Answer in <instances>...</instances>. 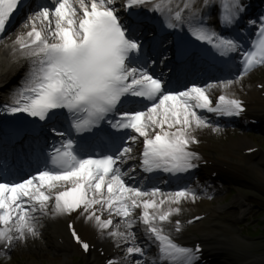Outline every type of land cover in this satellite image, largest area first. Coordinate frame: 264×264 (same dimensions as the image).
Instances as JSON below:
<instances>
[{"label": "snow or ice", "instance_id": "obj_1", "mask_svg": "<svg viewBox=\"0 0 264 264\" xmlns=\"http://www.w3.org/2000/svg\"><path fill=\"white\" fill-rule=\"evenodd\" d=\"M148 6L163 16L168 29L186 24L194 40L209 45L222 62L238 56L235 78L181 86L179 72L186 71L188 62L187 49L181 46L171 58L159 61L171 68L172 76L165 79L163 73L149 71L145 25L134 11ZM214 6L215 0H183L182 5L175 0H124L122 5L118 0H0V41L17 17H24L21 26L28 29L13 43L28 69L2 110L45 122L16 126V138L46 129L60 138L36 152L35 174L18 176L23 169L10 165L7 154L0 161V250L37 237L42 216L76 213L122 248L123 256L107 264H198L200 246L178 243L174 233L181 232L182 224L173 219L185 201L198 199L197 193L188 186L163 192L133 174L190 172L201 159L192 147L200 142L197 132L220 130L204 113L239 117L245 111L232 89L264 67V16L258 18L255 39L245 46L242 38L224 35L209 24ZM219 9L218 25L231 29L240 23L246 6L243 0H219ZM248 24L255 29L257 20ZM213 89L220 90L215 99ZM62 115L68 122L63 131L56 127ZM138 144L142 149L137 157ZM69 228L87 252L90 245ZM152 246L156 252L148 256Z\"/></svg>", "mask_w": 264, "mask_h": 264}, {"label": "rangeland", "instance_id": "obj_2", "mask_svg": "<svg viewBox=\"0 0 264 264\" xmlns=\"http://www.w3.org/2000/svg\"><path fill=\"white\" fill-rule=\"evenodd\" d=\"M10 32L7 35H10ZM45 251L47 253L42 252L44 254H39L38 252L24 254L19 250V248H16L14 254L11 255V259L3 264H57L56 259L50 255L51 251Z\"/></svg>", "mask_w": 264, "mask_h": 264}, {"label": "bare ground", "instance_id": "obj_3", "mask_svg": "<svg viewBox=\"0 0 264 264\" xmlns=\"http://www.w3.org/2000/svg\"><path fill=\"white\" fill-rule=\"evenodd\" d=\"M22 23L23 22H21L20 23V25L18 26V27H16L17 29H14V31L9 35L10 37H12V36H14V35H16L18 32H19V28H20V26L22 25ZM22 28V27H21ZM1 51H6V49L5 48H3ZM206 130L207 131H210L211 130V128H205V129H202L201 131L202 132H206ZM212 131V130H211ZM205 138H208V137H205ZM28 240L30 241V242H26L23 246H22V252L25 254V253H28V252H38L39 254H44V253H42V252H44V248H42V245L39 243V241L38 240H36L35 238H33V237H29L28 238ZM44 249V250H43ZM62 262H65V260H66V257L64 256V257H62L61 259H60Z\"/></svg>", "mask_w": 264, "mask_h": 264}]
</instances>
